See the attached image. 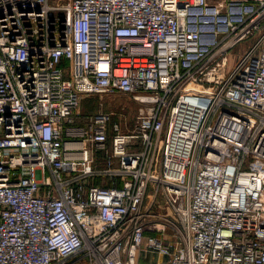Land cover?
Returning a JSON list of instances; mask_svg holds the SVG:
<instances>
[{"label":"built area","instance_id":"obj_1","mask_svg":"<svg viewBox=\"0 0 264 264\" xmlns=\"http://www.w3.org/2000/svg\"><path fill=\"white\" fill-rule=\"evenodd\" d=\"M0 264H264V0H0Z\"/></svg>","mask_w":264,"mask_h":264},{"label":"rangeland","instance_id":"obj_2","mask_svg":"<svg viewBox=\"0 0 264 264\" xmlns=\"http://www.w3.org/2000/svg\"><path fill=\"white\" fill-rule=\"evenodd\" d=\"M256 35H252L241 41L231 51L232 58L245 52L256 40ZM103 110L110 112L113 122H119L124 131L134 127L138 111V103L128 95L119 93L81 96L79 111L88 114Z\"/></svg>","mask_w":264,"mask_h":264}]
</instances>
